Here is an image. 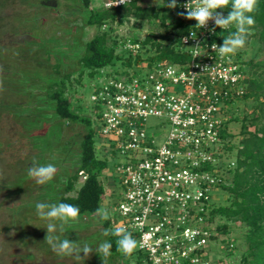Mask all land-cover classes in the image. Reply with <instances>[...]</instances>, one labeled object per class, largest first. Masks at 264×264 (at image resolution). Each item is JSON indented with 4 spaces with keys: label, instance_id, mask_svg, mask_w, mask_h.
I'll return each instance as SVG.
<instances>
[{
    "label": "built area",
    "instance_id": "built-area-1",
    "mask_svg": "<svg viewBox=\"0 0 264 264\" xmlns=\"http://www.w3.org/2000/svg\"><path fill=\"white\" fill-rule=\"evenodd\" d=\"M134 2L141 0H101L99 7L110 10ZM187 2L178 0V13L186 12L182 5ZM179 17L189 26L179 42L188 61L161 60L131 77L107 78L91 98L102 145L125 158L107 174L116 207L113 225L131 232L136 254L145 255L143 264H211L209 245L219 241L210 221L218 204L214 195L236 163L228 159L221 133L236 116L249 83L237 52L220 57L211 47L222 45L224 29L214 21L197 28L195 20ZM197 43L199 49H193ZM194 52L199 56L194 58ZM150 117L165 127L163 140L146 129Z\"/></svg>",
    "mask_w": 264,
    "mask_h": 264
},
{
    "label": "rangeland",
    "instance_id": "rangeland-1",
    "mask_svg": "<svg viewBox=\"0 0 264 264\" xmlns=\"http://www.w3.org/2000/svg\"><path fill=\"white\" fill-rule=\"evenodd\" d=\"M58 1L55 7H37L34 5L39 0H0V68L5 66L4 63L11 68V72H6L9 75L5 79L0 78V264H103L96 253L98 246L104 242L99 218L90 216L84 221L78 218L77 222L64 225L63 232L58 227L53 234L61 239L75 241L80 248L84 244L92 248L90 256L85 257L81 253V259L77 260L75 255L57 254L45 242L46 225L49 221L38 216L35 207L37 202L56 204L51 199L53 191L49 189H54L57 182H61V175L76 166L78 139L85 127L57 117L50 122L48 116L53 114L52 107L33 106L29 93L32 94L37 89L39 94H43L40 89L49 80V64L64 62L66 59V68L74 73L71 77V97L76 106L80 105V112L92 114L91 98L95 86L106 81V77L89 75H84L80 83L76 80L80 69L76 55L100 28L85 23V10L80 0ZM143 1L139 3L141 8L137 9L136 16L129 13V19H125L123 24L117 21L113 24L116 29L113 35L125 39L130 34L137 33L143 37L151 30L159 31L156 25L158 16L178 13L176 8L162 9V3L170 0ZM100 3L101 0H93L94 8L102 9L99 7ZM79 35L80 40L77 41ZM118 48L120 50L122 46ZM243 49L247 50L244 58L255 57L256 61H261L264 57L263 53L258 52V44L248 42ZM41 51L44 52L42 56ZM144 67L145 65L140 69ZM256 105L257 102L253 99L243 100L239 102L234 114L240 117L252 115L256 112ZM159 120L157 117L148 118L146 129L163 140L165 135L161 133L165 127L157 126ZM229 126L236 133L240 130L239 122H232ZM238 139L240 136L233 142ZM96 144L100 157L107 161V167L101 175L107 186L111 179L107 174H112L116 164L124 162L125 158L117 151L110 153L108 145H102L99 136L96 137ZM236 151L235 148L234 152L226 153L228 159L236 162ZM33 158L41 165H55L56 173L52 180L38 184L28 175L27 170L32 166ZM84 179V176L80 177L78 186ZM228 196L227 191L220 189L214 195L215 202L227 203ZM103 207L112 216L116 213L110 191L105 195ZM55 223L59 226L60 222ZM233 225L235 224H231ZM13 232L15 235H11ZM214 233L218 234L215 230ZM244 234L245 229L238 227L231 232L230 236L235 237L237 245L229 257L226 243L219 238V241H212L209 245L211 264H221V259L226 264H238L241 253L246 249ZM136 259L135 256L127 262L119 257L112 260L107 258L106 264H136Z\"/></svg>",
    "mask_w": 264,
    "mask_h": 264
},
{
    "label": "trees",
    "instance_id": "trees-1",
    "mask_svg": "<svg viewBox=\"0 0 264 264\" xmlns=\"http://www.w3.org/2000/svg\"><path fill=\"white\" fill-rule=\"evenodd\" d=\"M80 1L85 10V23L96 25L100 30L83 44L82 50L76 55L80 64L79 77L76 79L79 83L84 75L106 77V79L131 77L139 73L143 65L151 67L158 61L166 59L173 63L190 59V56L179 48L180 37L188 32L189 26L178 14L158 16L156 25L159 31L151 30L143 37L132 33L125 39H120L113 35L116 30L113 24L116 21L123 24L125 19H129V13L136 16L137 9L141 8L139 3L134 2L110 10H97L93 6V0ZM58 2V0H39L34 6L53 5L55 7ZM166 5L167 3H162V9L167 10ZM224 9L230 12L231 5ZM252 15L255 23L248 29L246 43L258 44V52L263 53L264 56V0H258ZM234 31L236 27L231 25L221 32L225 38ZM79 40L80 35L77 38V41ZM128 43L139 44V47L131 48L127 46ZM119 46H122V49L119 50ZM246 52V49L237 51L238 58L241 59L243 67L249 74L248 89L243 100L256 101V112L252 115L232 117L221 133L223 149L229 154L236 148V163L235 166L227 169L230 178L220 183V188L229 194L228 202L215 205L211 210L210 221L215 224L214 228L218 233L213 238L216 240L219 238L221 242L226 243L228 257L233 254L237 245L235 237L230 234L234 228L238 227L245 229L246 244L238 264H264V57L261 61H256L255 57L244 58ZM43 53L41 51L40 56ZM65 60L49 64L51 67V72H48L49 80L43 83L44 88L40 89L43 90V94H39L36 89L28 96L33 101L30 103L35 107L40 105H45L46 108L52 107L53 114L48 116L50 122L57 117L85 127V131L78 139L79 153L76 166L61 175V182H57L54 189H49L53 191L51 199H54L56 204L75 205L79 209L78 218L84 221L90 216L99 218L95 212L98 207L103 206L108 191L105 181L101 179L102 172L107 167V161L100 157L96 144L98 133L93 112L92 114L80 112V105L76 106L71 97V77L74 73L68 71ZM4 64L5 66L0 68V78L3 79L9 75L6 72H11L9 65ZM9 82L12 83L11 80ZM19 92L22 93L21 90ZM232 122L240 123L239 132L236 133L233 128H230L229 125ZM238 136L240 139L233 142ZM81 176L85 179L78 186ZM219 219L224 221L220 222ZM98 220L102 227L104 241L112 243L111 254L107 257L109 260L119 257L128 262L136 256L135 263L143 264L144 253L137 255L134 251L131 255H124L117 250V237L103 235L106 229L114 228L111 214L107 221L100 218ZM231 224L235 225L231 226ZM231 243L234 244L233 247L230 246ZM99 258H101L100 255ZM221 264L226 262L221 259Z\"/></svg>",
    "mask_w": 264,
    "mask_h": 264
},
{
    "label": "clouds",
    "instance_id": "clouds-1",
    "mask_svg": "<svg viewBox=\"0 0 264 264\" xmlns=\"http://www.w3.org/2000/svg\"><path fill=\"white\" fill-rule=\"evenodd\" d=\"M119 3H124V0H119ZM258 0H188L182 7L186 9V12L177 13L179 16L188 20H195L197 23L195 27L204 28L207 27L209 21H214L216 27L227 29L231 25H235L236 31L226 36L222 45L213 43L211 45L214 51L218 50L220 57L233 55L238 50L242 49L246 45V36L248 29L254 25L255 20L252 15ZM178 5V0H170L167 3L168 8L175 9ZM231 5V11L225 16L219 9H224ZM215 27L211 29L215 33ZM191 38H196V33L191 32ZM188 37L184 38V43H187ZM200 44L197 43L193 49H199ZM194 58L199 56L198 52L193 53ZM27 173L30 177L36 180L38 184H44L54 178L56 173L55 165L48 163L41 165L33 158L32 166L28 168ZM37 215L43 219L49 221L46 225L47 235L45 242H47L52 249L59 255H75L76 259H81V253L83 256H90L93 252L92 248L88 244H84L83 248L68 238L61 239L57 235H53L59 231H64V225L70 222H75L79 215V209L75 205L68 203L60 204H47L44 202H37L36 205ZM47 209V211H45ZM95 215L100 219L107 221L110 219V213L108 209L101 206L96 209ZM55 221H59V226ZM15 235V232L11 233ZM105 236L117 237L116 245L117 250L124 255H131L136 247L137 240L133 238L131 232L124 227H114L113 229H106L103 232ZM112 243L109 241L102 242L96 249L103 261L106 264V258L111 254Z\"/></svg>",
    "mask_w": 264,
    "mask_h": 264
}]
</instances>
